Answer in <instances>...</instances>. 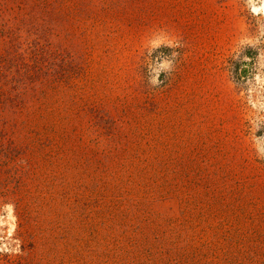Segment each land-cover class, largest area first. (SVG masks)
Listing matches in <instances>:
<instances>
[{
  "label": "rangeland",
  "instance_id": "rangeland-1",
  "mask_svg": "<svg viewBox=\"0 0 264 264\" xmlns=\"http://www.w3.org/2000/svg\"><path fill=\"white\" fill-rule=\"evenodd\" d=\"M253 6L0 0V264H264Z\"/></svg>",
  "mask_w": 264,
  "mask_h": 264
},
{
  "label": "clouds",
  "instance_id": "clouds-1",
  "mask_svg": "<svg viewBox=\"0 0 264 264\" xmlns=\"http://www.w3.org/2000/svg\"><path fill=\"white\" fill-rule=\"evenodd\" d=\"M248 4H253L254 6L250 8V12L257 17L256 21V28H257V36H256V43L252 44L247 40H241V42L238 45L239 52L247 47L251 46L253 48H258L261 45H264V0H246ZM260 49V48H259ZM260 55V53H259ZM259 55L257 57V70L254 72L251 79L255 80L257 83L264 85V75H262V70H264V65H259ZM235 58V57H234ZM244 59L247 60L248 58L244 56ZM162 67H167L162 65ZM163 81L159 80L158 76L148 77V84L152 87H159ZM234 83V82H233ZM235 84V83H234ZM244 91L247 94L253 95L254 99L253 101L249 102V106L253 108L255 111L257 106L260 105V112L258 113L260 116V123L257 125H254L253 127V136L254 139H262L264 136H256V132L260 130L262 127H264V95H261L259 97H256L253 90L251 88H246ZM259 159H264V156H259ZM8 207H14V205H8ZM21 249V244L18 242L17 246L13 248L12 250H5L4 254H18Z\"/></svg>",
  "mask_w": 264,
  "mask_h": 264
}]
</instances>
